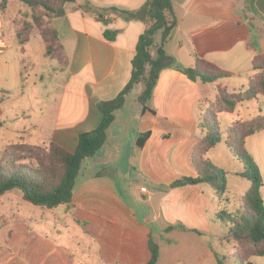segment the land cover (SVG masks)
I'll return each mask as SVG.
<instances>
[{"label":"crops","instance_id":"crops-1","mask_svg":"<svg viewBox=\"0 0 264 264\" xmlns=\"http://www.w3.org/2000/svg\"><path fill=\"white\" fill-rule=\"evenodd\" d=\"M86 2L135 12L146 0L67 3L64 14L50 21L62 58L54 62L35 26L18 41L20 23L14 18L27 7L19 0L1 7L0 0V156L16 143L52 142L73 152L78 135L100 123L98 105L114 100L130 80L136 42L146 27L143 15L104 23L84 13ZM170 2L177 25L163 49L176 67L160 71L149 110L137 102L142 89L133 95L139 106L132 112L125 105L135 87L124 96L103 146L82 162L69 203L35 206L18 190L0 196V264H146L153 226L159 236L155 264L214 263L203 235L213 230L212 211L225 209L220 201L229 190L218 199L203 183L171 184L196 175L191 154L202 135L200 103L214 101L218 87L229 94L246 88L256 54L264 55V0ZM250 41L257 50L248 47ZM196 58L232 75L192 81L180 69L194 67ZM46 70L54 82L49 86L42 84ZM222 113L226 128L236 119L264 116V98ZM145 132L149 136L138 148L136 140ZM244 147L259 170L264 206V130L247 136ZM146 206L150 210L144 212ZM249 261L264 264V255Z\"/></svg>","mask_w":264,"mask_h":264},{"label":"trees","instance_id":"trees-1","mask_svg":"<svg viewBox=\"0 0 264 264\" xmlns=\"http://www.w3.org/2000/svg\"><path fill=\"white\" fill-rule=\"evenodd\" d=\"M32 11L41 10L39 15H33V23H21L18 31V41L22 43L27 39V34L32 27L38 30L45 49V55L54 62L62 61L55 30L50 26L51 19L64 14V7L74 0H20ZM6 0H2L4 7ZM84 13L92 14L104 23L115 16H122L127 20L141 18L146 23L144 31L139 35L135 55L132 59L130 80L119 95L112 101L100 103L101 120L98 126L90 131L78 135L77 144L73 152H67L55 143L35 146L18 143L17 151L23 157L7 163L0 156V196L4 193L18 190L22 198L35 206L54 208L71 201L76 175L82 162L93 156L103 146L106 132L114 120V113L124 101V96L134 87L141 84L142 90L137 97V102L142 110H149L148 102L156 84L158 75L163 68L176 67L174 59L166 54L164 43L169 39L171 32L177 25L170 0H146L140 11L126 12L115 7L96 9L88 2L81 6ZM106 16V18H105ZM45 18V21L42 19ZM107 36V35H106ZM248 47L256 49L254 41ZM252 69L256 72L259 93L247 87L245 94H237V101H248L261 96L264 98V55L257 53ZM180 71L188 79L200 80L204 83L226 79L232 73L219 69L205 60L196 58L194 67L181 68ZM222 92V93H221ZM221 88H217L216 99L225 108L214 115L205 112L200 117L199 127L201 137L197 141L191 154V163L196 172L195 177H183L171 186L185 184H206L215 193L218 199L227 192L225 172L211 163L207 158L208 151L221 140V132L216 116L220 112H233L235 101ZM231 95V96H230ZM256 95V96H255ZM260 130H264V116L256 115L251 119L238 121L226 128L225 145L234 157L242 164L243 170L238 173L250 183L248 190L241 197V207L235 212L228 213L222 209L213 215V220L219 222L226 231L227 237L239 244L249 245L253 250L242 259H231L215 256L216 264H251L250 256L264 255V206L260 196L262 179L259 170L250 154L244 147V139ZM149 136L148 132L142 133L136 140V146L141 148ZM11 146V145H10ZM9 146V147H10ZM7 147V148H9ZM4 151V150H3ZM2 153V152H1ZM150 259L146 264H155L158 258V245L151 239L149 241Z\"/></svg>","mask_w":264,"mask_h":264},{"label":"rangeland","instance_id":"rangeland-1","mask_svg":"<svg viewBox=\"0 0 264 264\" xmlns=\"http://www.w3.org/2000/svg\"><path fill=\"white\" fill-rule=\"evenodd\" d=\"M20 1V0H19ZM21 2V1H20ZM24 7H27V11L23 12L20 14V16H16L14 18L15 23H35L34 19H33V15H39L42 13L41 10H37V12H34L36 10H31L25 3L21 2ZM18 19V20H17ZM43 21H45V18L42 19ZM38 31V30H37ZM48 63H53L48 61ZM46 67H44L43 70H45ZM48 70H46V72L44 71V76H46L43 80V85H50L51 83H54L53 80L51 81L49 75V72H47ZM255 73L253 74V76L249 77L248 83L246 85L247 87H250L253 89V91H255L256 93H259L260 88L257 82V77L255 76ZM246 88L239 90L238 92L236 91L235 93L232 94V96L230 97V99L232 101H235L236 105L235 108L239 105V104H243L246 101H237L239 98L236 96L237 94H245V90ZM142 89V85H138L136 86L133 91L131 92V97H129L127 99L126 105H125V110L127 111H133L134 108L138 107L139 105L137 104L136 101L133 100V95L138 94V92ZM222 93V92H221ZM256 96V95H255ZM262 99V98H260ZM224 107V105H222L219 101L214 100V101H203L202 103H200V112H201V117L202 115L207 112L210 113L212 115H214V113L219 112L220 110H222ZM245 112H247V110L243 109ZM221 114L217 115V124L219 125L220 128V132H221V140L218 144H216L213 149L210 151L211 154V163L214 164L215 166L221 168L224 172H225V177H226V184H227V190H229V194L225 195L227 196V200L225 197H223V199L220 201V204L222 205H226L225 207V211L228 213L231 212H235V210L239 209L241 207V195L244 193V189L245 187H249L250 183L245 180L244 178H241L238 173L241 172L243 170V166L242 164L236 160V158L234 157V155L231 153V151L229 149H227L226 145H225V140H226V127H225V117L227 116V114H223L222 112H220ZM244 120H248V119H244ZM243 119H236L233 120L230 124H234L238 121H244ZM228 125V126H229ZM227 126V127H228ZM18 143L16 144H12L9 148L4 149V151H2L1 156L2 159H5L7 163H12L14 160L23 157L24 154L19 153L17 151V146ZM143 186L147 185L145 183H141ZM217 201V200H216ZM150 210L147 206L145 208H143V211H147ZM216 210V211H214ZM219 210H222V208L220 209V207L217 209L216 206L214 207L212 212H220ZM196 215V214H195ZM196 217H198L196 215ZM160 222H164L162 219H160ZM213 230H211L210 233L203 235L204 236V240L208 243L209 247L211 250H213V254L217 255L218 257H227V258H231V259H242V257L246 256L247 253L251 252L253 250V247L249 246V245H244V244H239L237 242H235L234 240H232L230 237H227L225 234V230L222 228V226L218 223V222H213L212 224ZM152 236H153V242L157 243L158 241V230L156 226L152 227ZM214 258V257H213ZM234 261V260H233ZM233 261H228L229 264H233ZM215 262V258H214V263Z\"/></svg>","mask_w":264,"mask_h":264}]
</instances>
